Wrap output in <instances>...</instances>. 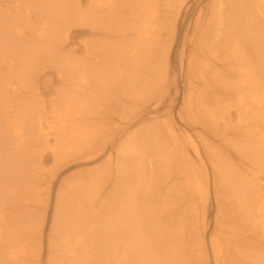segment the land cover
Instances as JSON below:
<instances>
[{
	"label": "bare ground",
	"instance_id": "1",
	"mask_svg": "<svg viewBox=\"0 0 264 264\" xmlns=\"http://www.w3.org/2000/svg\"><path fill=\"white\" fill-rule=\"evenodd\" d=\"M184 3L185 0H0V140L12 139L8 150H0V174H9L12 171L9 161L24 160L26 153H31V158L37 157L40 164L43 153L49 150L56 168L68 161L107 153L103 163L85 170L82 176H72L59 188L49 241L52 248L49 264H203L200 259L190 258L181 247L184 243L181 223L167 228L153 221L149 227L154 233L152 240L146 241L138 218L151 207L146 200L139 199L137 190L148 184L143 192H150L151 179L158 181L156 188L160 194L168 182L176 183L177 188L165 190V200L171 198L173 202L178 195L182 203L190 202L185 220L195 221L197 217L193 195L205 193L207 174L201 176L192 171L187 158L191 159L182 154L171 124L156 123L122 134L118 142L110 141L106 150V139L94 140L98 131L92 117L119 83L137 88L152 86L168 68L170 41H162V47L158 48L156 30L170 18V37ZM237 9L241 12V25L231 17ZM224 24L231 29L225 39L230 40L232 62H224L222 71H215L214 76L221 73L235 76L234 81L226 79L225 84L231 87L227 98L233 100L228 105L235 108L236 135L244 138L236 149L247 163L233 170L221 168L225 164L217 162L212 171L213 176L217 172L220 181L230 185L246 229L259 238L264 236V77L258 78L264 73V0H210L207 14L202 20L197 18L193 38H189L186 73L203 81L198 91L204 96L201 106L205 113L213 120L226 122L230 121L229 113L220 114L224 108L217 111L208 108L207 93H210L206 86L213 78H207L209 73L200 57L203 47L211 57ZM74 26H88V32L102 40L83 45L86 57L92 60L87 65L70 61L63 51L69 29ZM112 29L114 32H110ZM42 64L56 68L61 84L50 94L46 108L39 100L38 104H31L27 101L29 96H25L39 95L36 78ZM226 65L234 73L225 70ZM29 89L31 93L27 92ZM149 89L154 93L148 100L164 94L155 92V87ZM160 98L155 99L156 104L162 101ZM157 128L170 137L171 144L165 145V138L158 135ZM187 142L197 153L195 142L191 138ZM133 155L141 158L129 165L123 163ZM171 155L180 159L175 166L170 162ZM112 165L114 173L108 179L112 180L109 185L106 173ZM32 174L38 182L34 170ZM174 189L177 194L170 191ZM30 190L31 186L18 181L0 182V264H29L21 234L15 233L13 223L6 218L10 209L2 205L22 206L23 198L13 201ZM213 190L216 191L214 178ZM234 206V203L227 205L229 209ZM161 233L166 240H161ZM173 235L174 245L166 255L163 244ZM210 244L213 253L217 251L215 264L223 263L225 259L219 258L223 255L219 239H212ZM262 246L257 242H234L232 248L236 251L232 257L264 264V257L260 256ZM160 249L163 257L156 255Z\"/></svg>",
	"mask_w": 264,
	"mask_h": 264
},
{
	"label": "rangeland",
	"instance_id": "2",
	"mask_svg": "<svg viewBox=\"0 0 264 264\" xmlns=\"http://www.w3.org/2000/svg\"><path fill=\"white\" fill-rule=\"evenodd\" d=\"M209 1L185 0L181 16L175 23L176 29L170 37L168 35V21H170V18L162 26L157 27L158 42L156 44L158 48L162 47V41L167 39L170 41L168 68L160 74L159 79L155 80L152 86L139 87L138 85L137 88V86H126L124 83H119L107 102L106 98L103 99L99 109L92 114L94 127L98 131L94 140L101 142L106 139L105 149L107 150L110 145L109 142H118L122 134H131L141 128L152 127L156 123L162 126L168 123L171 124L178 141L182 144L179 145L182 154L186 156V153L191 159L190 161L187 158L188 165L192 166V171L196 172L197 175L207 174L208 183L205 193L193 195L194 203L198 208L195 221L193 219L192 221L185 220V212L190 208V202L188 204L186 202L182 203L178 195L176 196L177 200L175 199L173 202H171V198L165 200L164 195L167 193L165 190L177 188L178 186L174 185L176 183L168 182L165 185L166 187L163 188V194L157 192L158 181L151 179L149 182L150 192H143L148 184L142 185V190H137L139 199L146 200L151 207L138 215L139 220L142 221V229L147 235L146 241L152 240L154 233L149 227L154 223L153 221L156 220L167 228L170 225L174 227L176 224L181 223L180 226L183 227L184 236V243L181 247L184 248L190 258L200 259L203 264H215L213 258L217 251L213 253L210 243L212 239L218 238L221 243L220 250L223 253L219 258L225 259L221 264H254L248 259L243 260L242 257L233 258L232 256L236 250H233L232 244L234 242L240 244H246V242L249 244H253V242L262 243L260 256L264 257V236L257 238L254 231L246 229L238 210L236 195L231 193L232 190L227 181H220L217 172L213 176L212 171V169L215 170L217 162L225 164L221 168L232 167L233 170H235L234 167L239 169V166L242 167L243 164L247 163V159L236 149V145L244 138L236 135V127L233 125L235 108L228 105L233 100L227 98L231 87L225 84L226 79L234 81L235 76L222 73L216 77L214 76V72L222 71L223 63L230 59V46L228 43L230 40L225 38L231 32V29L227 24L221 26L220 40L213 44L214 52H210L211 57L205 54L207 49L204 47L201 49L200 57L205 64L204 69L208 70L207 78H213L206 86L210 93H207L210 96H208L209 100L207 101L208 108L215 111L224 108L220 114L225 113L224 115H227L229 113L230 121L227 119L226 122L222 119L213 120L205 113L201 106V99L203 100L204 96L201 94V90L198 91L201 89L203 81L197 76L189 77L186 73V54L187 49L191 47L189 38L190 36L193 38V29L197 18L199 17L202 20L207 14ZM226 1L224 0V2ZM231 17L235 18V21L239 23L238 25L242 24L241 12L238 9L234 11V15ZM88 28V26H74L69 29L67 45L63 51H65V55L70 61H78L80 64L85 65L91 63L92 60L86 57L83 45H91L96 39L97 41L102 40L98 39L99 35L93 37L88 32ZM110 32H114V30L112 29ZM45 65L47 64H42L39 67ZM227 65L225 70H229L231 74L234 73V69ZM39 73L40 75L36 78V84L40 86L39 95L37 97L32 96L33 98L28 94H25V96H29L27 101H30L31 104H38L39 102L36 100H39L43 102V106L46 108L49 104L50 94L58 89L61 84L54 66L43 67ZM262 75L259 74L258 78L262 79L264 73ZM153 87L156 88L155 92L161 91L160 93L164 92V94L156 96L153 100H148L154 93L149 88ZM27 92H30V89ZM131 92H133L132 95H130ZM157 97L163 98L158 104L155 103ZM111 109H117V112H113ZM157 129L158 135L165 138V145L171 144L170 137H167L162 129ZM189 138L197 145V153L187 142ZM11 141L12 139L8 141L0 140V150H3V152L8 150L7 148H10L12 144ZM169 150L171 152L173 148L170 146ZM172 155L170 156V162L175 166L180 159ZM106 156L107 153L102 152L92 158L85 157L68 161L57 168L52 165V156L49 150L43 153L40 164L37 157L36 159L31 158V153H26L23 156L24 160L9 161L10 164H8L12 171L9 174L1 173L0 182L5 184L8 181H18L20 184L24 183L32 187V190L13 201L19 202L23 198L22 206L10 208V203H3L2 205V207L10 209L7 211L6 218L13 223L12 228L15 233L21 234V239L29 255V264H49L50 262L49 252L52 248H49V241L54 221V208L59 202V195H57L59 188L64 181L72 176H82L85 170L103 163ZM144 157L146 156L142 158ZM139 158L141 157L133 155L124 159L123 163L129 165ZM113 169L112 165L111 170L106 173L107 184L109 185L112 184V180L108 179L113 178ZM32 170L35 171L38 182L32 174ZM213 178L216 191L213 190ZM151 183H153V186H151ZM143 184H146V182ZM170 191H173L174 194L178 192L177 189ZM233 203L235 206L229 209L227 205ZM1 218H5V216L2 215ZM169 232L167 231V233ZM161 240H166L164 233H161ZM173 240H175L174 235L167 238V242L163 244L162 250L167 249L166 253L163 251L164 254H170L171 247L174 245ZM162 250L160 249L159 253H156L158 257H163Z\"/></svg>",
	"mask_w": 264,
	"mask_h": 264
}]
</instances>
